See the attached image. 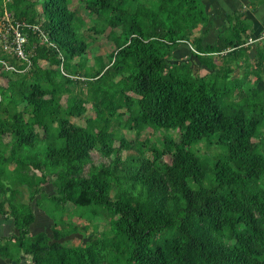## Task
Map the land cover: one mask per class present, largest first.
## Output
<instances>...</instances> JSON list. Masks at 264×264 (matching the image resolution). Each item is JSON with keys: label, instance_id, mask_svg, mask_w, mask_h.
<instances>
[{"label": "trees", "instance_id": "16d2710c", "mask_svg": "<svg viewBox=\"0 0 264 264\" xmlns=\"http://www.w3.org/2000/svg\"><path fill=\"white\" fill-rule=\"evenodd\" d=\"M208 1L87 0L99 8L101 26L94 28L109 26L115 43L108 62L93 69L69 0H0V24H22L28 57L0 42V57L21 69L0 66V214L13 219L12 232L0 237L1 257L18 262L26 254L31 264H264V44L235 78L230 62L194 75L186 63L167 61L182 41L210 68L217 66L213 54L227 61L247 51L252 22L240 8L225 13L214 41L203 44L208 28L194 34L212 25ZM87 103L94 116L85 125L72 122ZM114 121L136 137L152 127L179 128L180 138L164 134L162 148L153 144L146 155ZM256 134L260 147L250 140ZM199 141L220 152L202 157ZM93 150L108 161L95 164ZM47 177L52 193L42 188ZM32 200L53 218L51 235L30 232ZM67 203L77 212L60 217ZM96 216L108 222L102 233L95 227L85 242L64 239Z\"/></svg>", "mask_w": 264, "mask_h": 264}, {"label": "rangeland", "instance_id": "374dc122", "mask_svg": "<svg viewBox=\"0 0 264 264\" xmlns=\"http://www.w3.org/2000/svg\"><path fill=\"white\" fill-rule=\"evenodd\" d=\"M207 6V5H206ZM68 7L72 10H75L79 16L80 19L77 22V27L79 29V32L82 34V36L85 38L87 41V49L84 52L82 56L84 58H87L90 65H93V69L98 68L99 63L103 61L104 63L108 62V57L109 54L114 50L115 48V43L113 39L110 37L109 33L111 31V28L109 26L105 27L103 30L98 32L94 26H101V20L99 17V8L98 9H93L89 5H87V0H69ZM218 15V14H217ZM5 16V15H4ZM7 17V16H6ZM218 19H220L221 14L219 13ZM207 29L205 32V35H203V44L205 42H212L216 39L217 35L224 30V27H216L212 28V25L207 27H199L198 29L194 30V34H200L204 29ZM115 30L118 32L119 28L116 27ZM264 27L260 29L257 32H250L247 39L246 43H248V49L247 51L243 54V56L239 59L236 60H229V57L227 61L224 59H221L220 57H215V54L211 55L214 57V61L217 63L216 68H210L209 66L205 65L203 62L199 60L197 57V54L195 50L191 47L190 43L188 41H182L179 43V46L171 51L167 55V61L169 64H183L186 63L188 68L192 71L194 75H203V74H208L217 71V69H220V66L222 63H229V66L231 67V71L229 73V78H235V77H240L243 74V71L245 70L246 66L248 64H253L255 60V47L260 44H264ZM249 36H251L252 39L249 41ZM225 53V51H223ZM227 56V55H224ZM86 64V61H85ZM82 80V79H80ZM1 83L5 82L4 80H0ZM81 83L77 82L75 83L73 87V93L79 88V85ZM250 86L255 87L257 85V81L255 79H251L249 82ZM243 90L244 87L242 88ZM244 92V91H243ZM73 93L70 94L73 95ZM239 92H235V96L233 100L240 101V96L238 95ZM69 95V93L67 94ZM124 111L125 109H120ZM95 114L94 108L90 103L86 104V111L83 115L81 116H71V121L80 124V125H85V119L87 117H93ZM127 116V112H124V115L122 116L121 120H124ZM112 127L117 130L118 134H123L126 138L129 140H134L133 143H136L134 147L136 149H140L144 151L146 155H150V146L151 145H156L159 148H162L161 140L164 136V134L169 133L172 135V138L175 139L176 141L179 140L180 138V129L179 128H174L170 130H164V129H155L152 127H147L140 135L137 137L135 136V133L133 130H128L125 128L119 127V124L114 121L112 124ZM5 138L4 140H6ZM251 143L254 145H258L260 147V137L259 135H254L251 137ZM115 145H118V140H115ZM135 149V150H136ZM195 149L199 154H201L202 157H207V156H212L214 153L220 152V147H218L215 144H212L211 146H206L203 141H199V143L195 146ZM123 156H125V151L122 153ZM91 158L92 161L95 164L100 163L101 161L107 162L108 160L105 159L97 150H93L91 152ZM163 160L169 161V155H164ZM13 164H11L12 167ZM88 166V165H87ZM48 182H43L42 183V188L47 192V193H52V183L47 177ZM28 196V195H27ZM44 204L46 201H42ZM32 208L35 212H39L38 209L42 210L43 206H37L36 201L32 200ZM39 207V208H38ZM67 210L63 211L62 213L57 212L58 215L61 216H74L77 212V209H73L72 204L67 203L66 204ZM44 211V209H43ZM39 222H41L40 226V231L46 230V232L51 235V226L53 224V218H51L47 213L44 215V218L40 220L38 219ZM84 223L88 225V229H82L80 228L78 231L73 232L69 234L68 236L64 237L66 241H69V244H76L79 242H85L87 240V236L91 234V232L97 227V232L102 233L105 229L108 228V222L106 219L99 218V217H94L92 218L91 221L85 220ZM96 224L97 226H94ZM63 240V239H62ZM28 256V260H29Z\"/></svg>", "mask_w": 264, "mask_h": 264}, {"label": "crops", "instance_id": "0c3cea01", "mask_svg": "<svg viewBox=\"0 0 264 264\" xmlns=\"http://www.w3.org/2000/svg\"><path fill=\"white\" fill-rule=\"evenodd\" d=\"M208 1V0H207ZM206 9L209 13L211 19L212 28H218L223 24V18L225 13L231 12L238 8L242 9L246 13V17L252 22V32H257L262 27H264V1L259 2V0H209L206 4ZM219 13L221 14L220 19H218ZM218 14V15H217ZM13 166V165H12ZM11 167V166H10ZM12 168V167H11ZM25 200H28V196H25ZM39 208V207H38ZM38 213H35V219L31 223L29 230L32 234L40 231L41 222L46 214L45 211L38 209ZM13 229V219L7 215L0 214V237L7 236L12 232ZM46 231V230H45ZM29 255L22 254L18 262L11 261L8 257L0 256V264H31Z\"/></svg>", "mask_w": 264, "mask_h": 264}, {"label": "built area", "instance_id": "2783aa9c", "mask_svg": "<svg viewBox=\"0 0 264 264\" xmlns=\"http://www.w3.org/2000/svg\"><path fill=\"white\" fill-rule=\"evenodd\" d=\"M21 25L22 24L20 22H16L15 24L8 22L7 25H4L2 22L0 24V42H2L4 49L8 51H13L14 53H16V55L24 59H27L28 57L24 53V49H23V45L24 42L26 41V37L20 28ZM252 39L254 38L249 36V41H251ZM1 64H3L2 68H12L14 70H21L13 65H8L7 61L2 57H0V66Z\"/></svg>", "mask_w": 264, "mask_h": 264}]
</instances>
